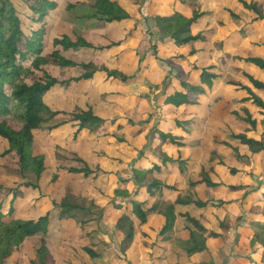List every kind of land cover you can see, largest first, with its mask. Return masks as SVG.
I'll use <instances>...</instances> for the list:
<instances>
[{"label":"rangeland","instance_id":"374dc122","mask_svg":"<svg viewBox=\"0 0 264 264\" xmlns=\"http://www.w3.org/2000/svg\"><path fill=\"white\" fill-rule=\"evenodd\" d=\"M15 1L24 6L21 0ZM60 1L62 4L58 11L52 13L49 18L53 24L50 37L61 34H68L72 38L82 36L97 47L122 42L120 46L108 51L93 54L84 50L73 52L70 56L80 63L88 62L93 57L94 66L98 70L103 66L109 69L118 68L126 73L130 80L124 84L108 79L104 72H97L91 80L81 82L72 90L65 91L58 87L46 97L47 104L54 110L72 113L78 112L79 109L92 108L95 115L105 120V128L94 133L84 130L75 137L78 126L72 120L73 117L59 115L47 127L64 121L66 123L54 130L34 131L38 149L46 153L48 164L51 165V171L46 173L40 182V190L22 186L26 182L37 184V180L32 175L22 174L17 165L16 154L9 153L8 144L0 139V186L20 188L21 196L16 201L19 215L38 219L49 214L52 221L48 264H138V261H141L138 257V246H141L143 240L139 237L129 249L133 250L129 259H126L122 252L123 237L116 230L119 216L123 213L129 215L137 228H140L141 221L132 213L130 205L118 211L110 204L112 201L127 204V198L115 195L116 189L128 190L132 198L144 200L147 208L156 207L163 199L174 201L178 197L200 199L209 204L206 208H198L195 205L177 206L178 228L182 227V222L188 221L185 214L200 219L207 215L209 219L215 220L214 213L217 210L212 208L214 205L227 212V221H260L264 212L260 211L256 204L259 201L258 194L264 196L263 189L250 194L245 205L243 192L233 194L228 187L244 185L250 190L264 184V155H252L247 147L239 145L232 138L233 134L246 133L264 140L263 129L260 127L263 116L256 106L250 103L245 105L258 122V132L255 134L249 131L250 125L241 119L246 117V114L242 109L244 104L240 103L247 95L229 85L228 81L236 79L249 84L242 73L233 70V66L264 80V71L237 59L247 57L249 53L264 56V49L255 46L264 43V20L253 22V16L238 0H186L185 4L177 0H116L131 15V19L108 24L88 18L93 12L90 0ZM246 1L256 2L264 12V0ZM77 3L79 4L74 10L67 9L69 5ZM196 7L209 13L194 28V33L207 34L203 42L180 47L172 39L158 34L153 21L155 16L181 12L190 17ZM228 9L237 13L239 19L231 17ZM23 19L27 21L24 16ZM192 49L199 53L188 57ZM225 53L236 57L231 58L227 66L222 64ZM181 56L187 57L190 62L179 59ZM193 64L206 69L214 67L209 70L218 75L214 88L208 89L204 85L207 94L200 98L201 106L174 108L165 105L166 97L181 89L175 78L179 73L184 74V79L189 78L194 83H201L200 73L192 71ZM47 70L60 80L78 77L85 71L82 68L63 69L53 63ZM260 95L264 97V94ZM11 107L13 108L12 105ZM13 111L15 112L7 116L6 120L12 127L19 129L22 123L18 119V110L13 108ZM235 112L238 115L234 114ZM179 120L196 122L187 127L189 132H185L175 125ZM155 128L184 137V147L181 151L188 159L187 171L183 175L176 166H170L163 174H155V178L174 186L175 189L164 188L162 192L155 189L151 196H135L138 187L134 184H121L120 181L131 179L135 166L150 168L153 163L158 162L161 141L152 135ZM224 140L238 145L240 152L248 155V158H234L231 150L220 144ZM164 149L175 158L179 155L176 148L164 146ZM222 161L229 167L243 170L246 175L231 176L221 167ZM85 164L94 171H101L89 178L69 171L71 168H83ZM55 172L59 173L60 178L58 183L53 185L51 181ZM204 177H210L222 186L209 189L205 185H191V182ZM65 197L77 205V208L61 211L56 204L61 203ZM11 200L12 196L4 201L5 213ZM62 212L67 213L68 217L63 226L60 224V221H64L60 216ZM149 219L160 229L159 221H163L162 217L152 218L151 215ZM82 221L89 222L87 228L81 225ZM170 235L173 237V232ZM42 238L43 235L39 234L27 240L23 249L15 252L5 263L32 264V261H35L38 264L37 249ZM174 239L176 241H172V246H176L175 255L180 256L176 259L172 252L173 259L168 263L179 264L176 260L179 261L181 257L183 263H186V244L182 240L178 241L177 237ZM248 247L249 243L244 247V251L251 248ZM241 248L243 246L239 248L240 252L243 251ZM85 249H92L100 258L92 259ZM251 249L256 257V249ZM237 251L239 250L235 252ZM257 258L261 259L258 256ZM148 259L146 255L142 260L147 262ZM222 264H235V259L229 257L224 259Z\"/></svg>","mask_w":264,"mask_h":264},{"label":"trees","instance_id":"16d2710c","mask_svg":"<svg viewBox=\"0 0 264 264\" xmlns=\"http://www.w3.org/2000/svg\"><path fill=\"white\" fill-rule=\"evenodd\" d=\"M24 4L21 5L15 0H0V139L5 141L9 146V153H14L17 156V165L24 176L32 175L36 178L37 184L29 182L22 186L32 187L40 190V182L44 175L51 171V165L48 164V157L45 152L39 151L37 140L34 131H43L46 129L54 130L61 124L54 126L52 121L59 115H71L72 120L77 123V137L82 131L88 130L91 133L98 132L101 128H105V120L94 114L92 108L87 110L79 109L78 112L68 113L63 110H54L46 102V97L56 88L64 89L65 91L72 90L81 82L91 80L95 73L104 72L108 79L118 80L127 84L130 77L118 68L109 69L103 66L97 69L94 66L93 57L88 62H77L70 54L78 51H91L93 54L108 51L114 47H118L122 42H112L109 45L97 47L91 42L87 41L82 36L72 38L68 34H61L50 37V31L53 24L50 22L52 13H56L62 4L60 0H21ZM93 10L92 15L88 18L96 19L108 24L121 23L131 19V15L126 11L122 5L116 0H90ZM181 4H185L186 0H177ZM27 2L29 4L27 5ZM242 7L253 16V22L264 20V12L261 10L256 2H248L246 0H238ZM77 4H71L67 7L69 11L74 10ZM27 7V8H26ZM24 9V11H23ZM27 13H26V11ZM231 17L239 19V15L234 11L228 9ZM208 12L196 7L192 15L187 17L181 12H174L170 15H157L153 18L154 24L158 29V34L172 39L180 47H187L199 42H203L206 33H194V28L200 24L201 20L208 16ZM23 16L27 19H23ZM132 32L130 36H132ZM218 44V43H217ZM220 45V44H219ZM264 49V43L257 44ZM156 51V45L153 46ZM47 50V51H46ZM46 51V52H45ZM199 51L192 49L188 57H194ZM158 58V52H155ZM236 57L225 53L222 58V64H228L229 60ZM179 59H184L190 62L187 57L181 56ZM237 59L245 61L256 69L264 71V56L259 54L249 53L247 57H238ZM143 59L139 62L141 63ZM55 64L60 68H82L85 70L80 76L72 77L66 80H60L53 76L47 70L51 64ZM192 71L200 73L201 83L192 82L189 78L184 79L183 75H177L175 78L180 84L181 89L175 90L165 99V105L174 108H190L201 106L200 98L207 94L208 89L214 88V81L218 75L210 72V69L200 68L196 64L191 65ZM234 71L242 73L249 84L236 79H229L228 84L232 85L238 91H244L246 97L240 101L244 104L242 107L246 117H241L243 121L250 125L249 131L256 134L258 132V122L253 118L246 104L256 106L261 110L263 116L261 125L264 136V80L259 79L252 73L246 70L233 66ZM18 110V119L22 123L21 128L12 127L6 120L7 116L12 115L13 108ZM234 114L238 115L237 112ZM195 120H185L184 122L176 121L177 127L185 132H189L188 126L194 124ZM132 124V122H131ZM152 135L160 139L161 155L157 163H153L150 168H143L135 166L132 171V178L121 180V184H134L138 187L135 196L152 195L155 189L164 188L175 189L155 178V174H163L168 171L170 166H176L181 174L185 175L187 171L188 159L184 157L181 148L184 147V137L174 136L171 132H162L158 129L152 130ZM232 138L243 146H246L252 155H264V140L256 139L246 133L233 134ZM222 146L230 149L232 155L238 159L247 158L239 153V150L229 142H220ZM164 146L178 149V157L169 155L164 149ZM222 168L233 176L246 175V172L237 168L229 167L225 162H220ZM72 173L82 174L84 178H89L101 170H92L85 164L83 168H71ZM105 174V172H104ZM218 174V173H217ZM249 175V174H247ZM60 178L59 173L55 172L52 176V184L58 183ZM193 186L205 185L209 189H218L222 185L214 182L210 177L203 178L196 182H191ZM233 194H244V204H247L250 194L264 190L262 187L252 188L248 190V186L231 185L228 187ZM42 195V194H41ZM115 195L117 197L127 198L125 202L117 204L112 201L113 205L118 211H122L129 205L132 207V213L145 224L149 219L148 212L143 208L146 204L144 200H137L132 198L128 190L116 189ZM12 196V200L8 211L4 212V201ZM21 196L20 188H8L0 186V264H6V260L13 256L15 252L23 249L27 240L43 235L40 241V246L37 249L38 264H48L51 254L50 251V230L52 221H50L49 214L41 216L38 219L27 218L24 215L18 214L16 205L17 199ZM195 204L198 208H206L209 206L207 202L200 199H182L178 197L174 201L163 199L159 205L154 206L152 210L158 211V214L163 218V228L160 231L159 237L163 241H170L172 237L168 236L174 230L178 219L176 206H186ZM223 204V203H222ZM61 210L67 208L75 209L70 200L65 197L61 203L56 204ZM213 207V206H212ZM215 208L220 207L214 205ZM79 209V207H78ZM64 214V215H63ZM61 226L65 225L67 213L62 212ZM188 222L192 223L195 229L188 226L182 232L183 242L186 244V251L189 256L207 250V238L222 237L215 231H207L201 224V221H217V226L222 232L227 231V227L222 223L221 219L215 214L214 219H209L207 215H203L202 219L191 217L185 214ZM264 218V213L263 216ZM81 225L87 228L89 222L82 221ZM116 230L118 234L122 235L121 248L123 254H126L131 246L135 243L137 231L133 219L123 213L119 216L116 222ZM185 233V235H183ZM206 233V235H205ZM88 234V233H87ZM249 247L256 249V254L261 255V261L264 263V231H254L253 236L249 238ZM238 244V241H236ZM248 247V248H249ZM92 259L98 258L99 254L92 249H85ZM32 264H36L32 261Z\"/></svg>","mask_w":264,"mask_h":264},{"label":"crops","instance_id":"0c3cea01","mask_svg":"<svg viewBox=\"0 0 264 264\" xmlns=\"http://www.w3.org/2000/svg\"><path fill=\"white\" fill-rule=\"evenodd\" d=\"M261 126L262 125H260V127ZM257 130H258V127H257ZM226 142H229V141H226ZM229 143L232 144L234 147H236L242 156H245L248 158V155L246 156L244 153L240 152V148L238 145H235L232 142H229ZM238 144L241 145L240 143ZM231 154H232V151H231ZM243 159H246V158H243ZM243 159H238V160H243ZM233 177H238V176H233ZM256 178L257 177H255V179ZM261 178H263V176ZM263 185L264 184H262L260 187H262ZM163 190L160 189V192H162ZM262 192H264V190ZM258 197H259V201L256 205H258V208L260 211L264 212V196L261 194H258ZM192 205H195V204L186 205L183 207H189ZM145 206H146L145 210L148 212L149 218L151 217V215H152V218L156 216H160L158 214L157 209L152 210L153 206L150 208H147V205ZM212 208H214V210H217L215 211L214 214H216L222 220L221 222L224 223V225L228 228L227 231L222 232V230L217 226V221H201V224L204 226V228L207 231H215L219 233L220 235H222V237H219V238L208 237L207 238V250H204L202 252L196 253L191 256H189L188 254L186 258L187 260L186 263H183V257H181L179 261L176 260V263H179V264H210V263L211 264H222L224 262V259H227L229 257L230 258L234 257L235 264H244V262H247V264H264L261 261V259L259 260L257 258V256L261 258V255L256 254L257 255L256 257L253 256V251H251L252 250L251 248L247 249V251H244L246 249V248L244 249V247L247 245V242H249V238L253 236V232L254 231H260V232L264 231V218H261L260 221H258L257 219L256 221H251L252 219H249L250 221H235V222L227 221L226 218L228 214L224 209L219 208V207H217L216 209L215 207H212ZM176 209H177V206H176ZM195 218H198V217H195ZM149 220L150 219H148V221L145 224L140 223V228H137L134 222V225L137 231V237L143 240L141 241V246H138L139 248L138 257L139 259H141V261L140 260L138 261V264H169L168 263L169 260L172 261L173 259V257H171L172 252L174 255L176 254L175 253L176 246L175 245L172 246V241L174 242L176 241L174 239L175 237L178 238V241L183 240V237L181 236H182V232H184V228L188 226L194 229V226L192 223L190 222L188 223V221H184L181 223L182 227L178 228L179 226H176V224L178 223L177 221L175 224L174 230H173V235H172L173 239L170 241H163L161 237H159V234H160L161 229L163 228L164 221H159L160 222L159 224L160 229H159L153 225L154 221H149ZM232 222H234L235 224ZM183 235H185V233H183ZM168 236H171V235L169 234ZM236 241H238V244H236ZM148 244L150 248H148ZM241 246H243V248H241L243 250L242 252H240V249H239ZM237 249L239 251L235 252ZM253 249L255 250V248ZM147 252H149V254ZM126 253L127 254H125L124 256L126 259H129L131 257V254H133V250L131 249L127 251ZM240 253L243 255H240ZM146 255L149 259L147 262H143L142 259ZM179 256L180 255H175L176 259H178ZM138 257H137V260H138ZM99 258L100 256L95 259H99Z\"/></svg>","mask_w":264,"mask_h":264}]
</instances>
